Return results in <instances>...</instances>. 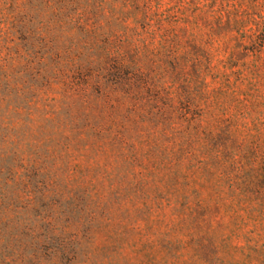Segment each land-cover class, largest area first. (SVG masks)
I'll list each match as a JSON object with an SVG mask.
<instances>
[{
	"label": "rangeland",
	"instance_id": "1",
	"mask_svg": "<svg viewBox=\"0 0 264 264\" xmlns=\"http://www.w3.org/2000/svg\"><path fill=\"white\" fill-rule=\"evenodd\" d=\"M0 264H264V0H0Z\"/></svg>",
	"mask_w": 264,
	"mask_h": 264
}]
</instances>
